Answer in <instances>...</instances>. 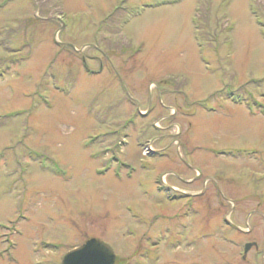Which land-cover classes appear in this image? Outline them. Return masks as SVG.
<instances>
[{
    "label": "rangeland",
    "instance_id": "1",
    "mask_svg": "<svg viewBox=\"0 0 264 264\" xmlns=\"http://www.w3.org/2000/svg\"><path fill=\"white\" fill-rule=\"evenodd\" d=\"M91 238L264 264V0H0V264Z\"/></svg>",
    "mask_w": 264,
    "mask_h": 264
},
{
    "label": "water",
    "instance_id": "2",
    "mask_svg": "<svg viewBox=\"0 0 264 264\" xmlns=\"http://www.w3.org/2000/svg\"><path fill=\"white\" fill-rule=\"evenodd\" d=\"M250 244L245 246V252ZM112 248L100 240L91 238L78 247L69 250L60 264H114Z\"/></svg>",
    "mask_w": 264,
    "mask_h": 264
},
{
    "label": "flooded vegetation",
    "instance_id": "3",
    "mask_svg": "<svg viewBox=\"0 0 264 264\" xmlns=\"http://www.w3.org/2000/svg\"><path fill=\"white\" fill-rule=\"evenodd\" d=\"M227 223L229 224V222H227ZM241 232L246 233V231H241ZM224 240H226V241L229 242L230 244H231V243H232V244L234 243V241H233V240L231 239V237H229V236H228L227 238H224ZM247 244H250V247L253 246L254 248H257V244L254 243V242H246V243H244V244H243V249H242L243 251H242V254H241V256H240V259L243 260V261L246 260V253H247L248 250L245 252V246H246ZM250 247H249V248H250Z\"/></svg>",
    "mask_w": 264,
    "mask_h": 264
}]
</instances>
